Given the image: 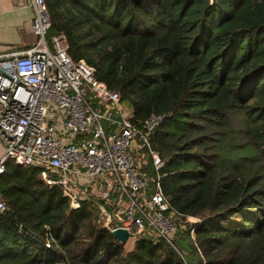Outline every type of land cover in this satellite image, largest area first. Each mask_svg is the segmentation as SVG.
Masks as SVG:
<instances>
[{
    "label": "trees",
    "instance_id": "trees-1",
    "mask_svg": "<svg viewBox=\"0 0 264 264\" xmlns=\"http://www.w3.org/2000/svg\"><path fill=\"white\" fill-rule=\"evenodd\" d=\"M47 4L48 39L64 35L134 124L172 114L151 136L162 188L203 223L195 241L180 233L183 256L151 236L128 251L102 221V200L74 210L38 170L10 163L0 176V264H264V0Z\"/></svg>",
    "mask_w": 264,
    "mask_h": 264
},
{
    "label": "built area",
    "instance_id": "built-area-1",
    "mask_svg": "<svg viewBox=\"0 0 264 264\" xmlns=\"http://www.w3.org/2000/svg\"><path fill=\"white\" fill-rule=\"evenodd\" d=\"M23 3L35 11L37 41L0 53V176L10 163L36 169L48 185L62 188L72 209L98 198L112 232L128 231L133 243L142 236L162 239L183 256L179 234L186 230L195 241L203 220L171 205L161 184L165 162L151 139L172 114L134 124L121 95L98 81L94 68L73 60L64 35L48 42L47 0ZM146 154L156 175L145 171ZM7 210L0 193V213Z\"/></svg>",
    "mask_w": 264,
    "mask_h": 264
},
{
    "label": "crops",
    "instance_id": "crops-1",
    "mask_svg": "<svg viewBox=\"0 0 264 264\" xmlns=\"http://www.w3.org/2000/svg\"><path fill=\"white\" fill-rule=\"evenodd\" d=\"M24 0H0V53L24 50L37 41L33 30L35 11Z\"/></svg>",
    "mask_w": 264,
    "mask_h": 264
},
{
    "label": "water",
    "instance_id": "water-1",
    "mask_svg": "<svg viewBox=\"0 0 264 264\" xmlns=\"http://www.w3.org/2000/svg\"><path fill=\"white\" fill-rule=\"evenodd\" d=\"M113 236L122 243L123 245L127 244L128 239H129V233L126 230L123 229H116L112 232Z\"/></svg>",
    "mask_w": 264,
    "mask_h": 264
},
{
    "label": "rangeland",
    "instance_id": "rangeland-1",
    "mask_svg": "<svg viewBox=\"0 0 264 264\" xmlns=\"http://www.w3.org/2000/svg\"><path fill=\"white\" fill-rule=\"evenodd\" d=\"M47 39H48V37H47ZM48 42L51 44V39H48ZM145 152H146V150H143V151H142L143 154H145ZM143 159H144L147 163L149 162V157H148L147 154L144 155ZM148 165H150V164L148 163V164H146L145 166L148 167ZM142 166H144V165L142 164ZM147 174L149 175L148 172H147ZM181 236H182V237H183V236L185 237V234H180L179 237H181ZM126 245H128V246H127L128 251L132 249L131 247L133 246V244L131 243V241H128V243H127Z\"/></svg>",
    "mask_w": 264,
    "mask_h": 264
}]
</instances>
